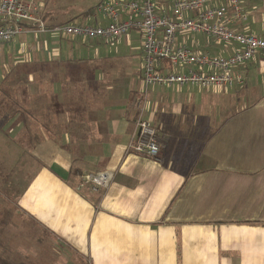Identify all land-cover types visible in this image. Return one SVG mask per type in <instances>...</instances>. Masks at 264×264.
I'll use <instances>...</instances> for the list:
<instances>
[{"label": "crops", "instance_id": "1", "mask_svg": "<svg viewBox=\"0 0 264 264\" xmlns=\"http://www.w3.org/2000/svg\"><path fill=\"white\" fill-rule=\"evenodd\" d=\"M242 6L247 22L230 27L264 39V0ZM43 36L35 91L0 94V261L264 264V55L236 69L243 86L147 88L143 45ZM196 36L179 41L236 49ZM140 119L157 132L156 160L132 147ZM106 171L109 187L92 192L85 176ZM18 177L23 190H5Z\"/></svg>", "mask_w": 264, "mask_h": 264}, {"label": "built area", "instance_id": "2", "mask_svg": "<svg viewBox=\"0 0 264 264\" xmlns=\"http://www.w3.org/2000/svg\"><path fill=\"white\" fill-rule=\"evenodd\" d=\"M103 0L95 16L105 25L70 23L49 27L43 20V0H0V45L14 42L26 30L53 33L63 38L114 41L138 32L143 43L145 87L235 88L245 84L236 69L264 55V39L233 30L230 26L248 20L243 0ZM203 35L218 45L235 46L225 56L197 52L179 41L180 36ZM24 50V49H23ZM133 149L158 159L161 147L152 123L140 119ZM111 172L91 173L86 183L94 193L109 187Z\"/></svg>", "mask_w": 264, "mask_h": 264}, {"label": "rangeland", "instance_id": "3", "mask_svg": "<svg viewBox=\"0 0 264 264\" xmlns=\"http://www.w3.org/2000/svg\"><path fill=\"white\" fill-rule=\"evenodd\" d=\"M46 7L42 8L45 14L50 13L52 17L49 22L52 24L69 23L74 18L81 17L82 13L96 5L101 0H45ZM243 3V1H242ZM43 12V15H44ZM48 15V14H47ZM49 16V17H50ZM48 22V23H49ZM247 22V21H246ZM255 35V34H252ZM192 39H196V35L188 34ZM127 35L119 38V40L110 43L114 51H118L121 45H127L132 48L136 45L138 49H142L144 39L138 35V38L131 43H127ZM210 40V38H207ZM44 36L38 32L24 33L14 42L0 45V94L7 96L5 91L18 83L26 84L29 89L34 90L40 83L41 69L40 66L33 65V61H41V52L44 48ZM24 49V50H23ZM32 63V64H31ZM4 79V80H3ZM8 91V90H7ZM9 92V91H8ZM4 109V107H3ZM8 109V108H5ZM4 121V119H3ZM19 181L13 183L12 187H6L9 193L19 194L25 185L24 177H18ZM0 264H4L0 261ZM5 264H26L17 262H7ZM31 264V263H27ZM37 264H43L38 262Z\"/></svg>", "mask_w": 264, "mask_h": 264}, {"label": "trees", "instance_id": "4", "mask_svg": "<svg viewBox=\"0 0 264 264\" xmlns=\"http://www.w3.org/2000/svg\"><path fill=\"white\" fill-rule=\"evenodd\" d=\"M95 8H96L95 6H94V7H91V8H89L86 12L82 13V14H81V15H82L81 17H83V18H80V17H78V18H74V19H72L69 23H65V24H48L47 21H48L49 16H48L47 14H46V15H43V20L45 21V23H46L49 27H55V26L66 25V24L74 23L75 20L82 21V20H85V19H87V18L92 17V16L94 15V13H95ZM5 93H7V92H5ZM16 94H17V95H25V94H26V89H25V87H24V86L19 87V90L16 92ZM17 104H18V103H17ZM17 104H16V105H17ZM4 108L14 109V108H15V104H13V105L7 104V106H5ZM15 109H17V108H15Z\"/></svg>", "mask_w": 264, "mask_h": 264}]
</instances>
